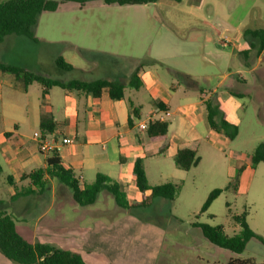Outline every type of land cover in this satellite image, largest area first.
I'll use <instances>...</instances> for the list:
<instances>
[{"label":"crops","instance_id":"0c3cea01","mask_svg":"<svg viewBox=\"0 0 264 264\" xmlns=\"http://www.w3.org/2000/svg\"><path fill=\"white\" fill-rule=\"evenodd\" d=\"M211 2L213 0H156L142 4L151 5L149 7L152 8L142 10L143 21L133 20L130 25L122 17L108 18L114 14L110 11H120L118 16L125 15L122 13L124 9H97L105 16L99 27L87 19L88 22H83L86 25L77 24L78 28L75 29L103 31L95 46L108 49L101 50L92 47L93 39L89 45L82 43L83 37L81 42L78 41L72 30L65 29L64 25L55 26L53 39L35 36V26V39L42 38L49 44L101 53L110 62L118 60L121 65H118L116 72L76 79L120 82L124 84V95L121 99H112L107 87L102 88L96 96L76 88L53 86L47 88V94L42 97L45 87L41 83L25 84L13 73L0 71V183L7 182L9 198L22 196L26 192L42 195L46 188L53 192L56 186L68 188L59 179L54 177L55 182L45 173L41 177L40 190L32 183L29 175L45 169L46 160L51 156L39 152L33 137L35 133L56 141L59 160L71 170L81 187L86 185L87 180L94 181L97 174H104L121 184L127 201L132 203L142 199L132 173L136 158H141L146 177V159L157 157L164 161L166 169L162 170V174L169 172L171 176H178L183 172L174 162L177 149L186 147L197 152L203 139L211 140L213 144L217 140L226 142L228 138L224 133L208 125L206 102L216 107L232 123L223 107L225 103L250 93H264V49L257 55L244 36L248 28L264 31V23L247 27L239 22L231 27L229 35L221 38L224 39L221 45H230L242 55L226 52L223 56L215 44V35L219 31L211 21L212 14L206 15L207 5H211ZM75 4L78 8L71 7L69 11H86L85 4ZM60 9L59 6L57 10L48 12ZM211 11L214 12L215 8H211ZM127 26L134 29L138 45L126 47L122 42L123 33L119 32ZM108 32L116 33L118 38L108 39ZM96 35L91 36L96 38ZM217 38L219 40L220 35ZM249 51L254 52L255 57L250 56ZM57 56H62L72 66L69 71L77 70L85 74L96 69L92 70L94 65L97 67L95 61L85 62L76 56L69 60L63 54ZM223 60L229 71L220 70ZM0 62L13 65L1 56ZM18 67L28 69L23 65ZM225 80L227 83L219 90ZM165 111H169L170 115L164 116ZM43 115L50 117L53 123L50 132L40 128ZM160 117L164 118L162 122L168 124L167 136L151 141L146 130H140L138 124L145 121L150 123ZM66 138L71 142L63 143L62 140ZM243 168L240 167L241 172ZM228 184L231 185L230 181L227 187ZM130 194L132 201L128 197ZM23 205L20 203L21 210L25 208ZM8 206L6 198L0 194V209L10 214ZM89 216L85 214L82 218ZM93 222L98 221L91 219L90 223Z\"/></svg>","mask_w":264,"mask_h":264},{"label":"rangeland","instance_id":"374dc122","mask_svg":"<svg viewBox=\"0 0 264 264\" xmlns=\"http://www.w3.org/2000/svg\"><path fill=\"white\" fill-rule=\"evenodd\" d=\"M2 1V0H0ZM151 5L105 4L100 0H87L85 12L75 13L70 8H78L73 2L60 5L57 12H42L37 21L35 36L53 39L56 25H64L72 30L78 41L83 37L85 45L96 49H108L95 46L102 33L77 31V24L88 22L98 25L104 15L100 8L110 11L108 18L122 17L127 25L134 21H143V9ZM215 11H211V8ZM89 13V14H88ZM212 14L211 21L219 34L215 35V44L221 55L226 52L237 53L230 45H221V39L229 35V29L242 22L247 27L264 23V0H213L207 5L206 15ZM215 13V15H213ZM122 42L126 47L138 45L135 31L127 26L122 32ZM92 34H97L96 38ZM220 39L217 40V36ZM116 33L108 32V39H117ZM75 37V36H74ZM258 42V39H253ZM234 50V51H233ZM250 56L255 53L249 51ZM63 54L69 60L76 56L85 62L95 61L92 72L63 70L57 67L55 59ZM0 56L13 66L23 65L33 72L60 80H72L82 76H94L116 72L120 62H110L101 53L86 51L61 44L46 43L42 38L32 39L25 35L8 34L0 41ZM121 65V64H120ZM226 61L221 62L220 70L229 71ZM233 69H230L232 71ZM227 80L219 90L224 88ZM206 87V86H204ZM55 90H58L55 88ZM228 119L237 125V134L226 142L217 140L200 141L196 152L197 161L183 174L171 176L162 174L164 161L159 157L145 161L147 180L150 185L164 182L176 184L173 199L155 198L147 206L118 205L111 194L101 190L96 201L88 206L73 205L71 191L56 186L51 192L47 188L42 195L24 193L9 198L8 185L0 183V194L6 198L7 207L16 224L19 234L30 242L48 243L55 247L80 254L88 264H227L229 259H248L251 264H264V161L254 164L251 155L259 143H264V93H250L242 98H234L223 105ZM220 115L215 116L218 122ZM243 166L242 172L240 167ZM55 182L57 180L53 178ZM231 182L228 187L227 183ZM93 180H87L86 185ZM214 188L222 192L212 201L206 211L200 212L208 193ZM127 199V198H126ZM128 200V199H127ZM20 203L25 208L21 210ZM27 205V206H26ZM76 208L77 210H75ZM246 211V223L260 238L253 237L243 251L235 253L209 242L195 222L209 225H221L227 235L240 231L234 224L233 214ZM91 217L82 218L83 215ZM91 219L98 222L90 223ZM0 264H18L0 253Z\"/></svg>","mask_w":264,"mask_h":264},{"label":"trees","instance_id":"16d2710c","mask_svg":"<svg viewBox=\"0 0 264 264\" xmlns=\"http://www.w3.org/2000/svg\"><path fill=\"white\" fill-rule=\"evenodd\" d=\"M75 2L79 6H83L87 0H2L0 1V41L8 34L25 35L35 39L34 29L38 21V17L42 12L55 11L62 3ZM105 4L116 5H133L148 4L156 0H100ZM179 1V0H174ZM244 36L252 49H255L258 55L264 49V31L262 29H246ZM258 39V42L253 39ZM57 67L63 70H71L72 66L67 63L62 56L55 59ZM0 71L13 73L17 78L28 84L32 82L41 83L45 89L42 97L47 94L46 89L59 86L65 89L76 88L82 91L91 92L93 95H99L102 88L107 87L110 98L121 99L124 95V84L116 81H107L97 79L94 81H82L74 79L68 82H62L57 79H50L41 74L35 73L23 67L13 66L0 62ZM133 79V78H132ZM133 84V81L130 82ZM207 123L217 132L224 133L229 139L237 134V126L228 122L224 118L223 113H219L216 107H212L206 102ZM220 115L219 121L215 120V116ZM40 128L50 132L53 123L47 115H43L40 121ZM168 132L167 122L153 121L148 124L146 135L149 140L165 139ZM254 164L264 161V143L261 142L254 149L251 155ZM197 161L196 151L191 148L177 149L174 154L175 164L184 169H190ZM46 168L37 170L30 174L32 183L42 188L41 177L45 173L49 177L59 179L71 191L73 201L79 206H88L93 204L101 190L107 191L112 195L118 205H128L126 194L119 182L109 178L104 174H97L94 181L88 185L81 187L79 181L73 176L70 169L65 168L59 160L57 153H51L46 160ZM1 171V167H0ZM133 179L137 189L142 195V199L138 203L131 205H150L155 198L173 199L177 186L176 184L165 182L156 185L148 183L141 158H136L132 168ZM231 184V182H230ZM229 185V184H228ZM227 187V186H226ZM222 192V188L212 189L204 203L200 212H204L210 206L212 201ZM232 220L234 224L240 226V231L234 235L224 233L221 225H209L206 223L195 222L203 236L212 244L240 253L246 246V243L253 237L260 238L256 235L246 223V211L240 214H233ZM0 253L7 259L18 264H88L84 258L73 251L61 249L48 243L30 242L23 238L17 228L11 215L5 210L0 209ZM227 264H251L248 259L241 260L237 258L229 259Z\"/></svg>","mask_w":264,"mask_h":264},{"label":"built area","instance_id":"2783aa9c","mask_svg":"<svg viewBox=\"0 0 264 264\" xmlns=\"http://www.w3.org/2000/svg\"><path fill=\"white\" fill-rule=\"evenodd\" d=\"M169 115H170V112L169 111H165L164 112V116H169ZM158 121H164V118L163 117H160L158 119ZM148 124H149L148 121L140 122L138 124V128L140 130H146L147 127H148ZM33 137H34V139L37 142V147H38L39 152L45 153V154H51L53 152H56L57 153L59 151V146H58V144L56 143L55 140L50 139V138H47V137H44V136H41L38 133H35L33 135ZM62 141H63V143H69V142H71V140L68 139V138L63 139Z\"/></svg>","mask_w":264,"mask_h":264}]
</instances>
